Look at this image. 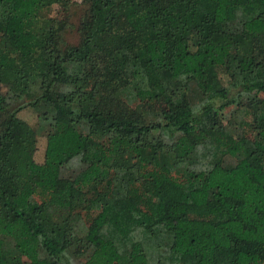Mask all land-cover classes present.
Instances as JSON below:
<instances>
[{"label": "trees", "instance_id": "16d2710c", "mask_svg": "<svg viewBox=\"0 0 264 264\" xmlns=\"http://www.w3.org/2000/svg\"><path fill=\"white\" fill-rule=\"evenodd\" d=\"M62 1L0 0V264H264V0Z\"/></svg>", "mask_w": 264, "mask_h": 264}, {"label": "rangeland", "instance_id": "374dc122", "mask_svg": "<svg viewBox=\"0 0 264 264\" xmlns=\"http://www.w3.org/2000/svg\"><path fill=\"white\" fill-rule=\"evenodd\" d=\"M62 1V0H61ZM87 9V5L83 4L81 0H63L62 2L54 3L50 8L41 13L47 17L55 20L66 21L67 26L62 30L63 42L66 45H74L78 40L77 26L80 16ZM129 105L135 106L136 102L131 99H125ZM175 98L163 96L159 102V108L166 110L175 102ZM223 121H231L240 130L244 129L245 123L248 121V115L233 107H227L223 111ZM19 116L27 123L24 128V138L28 144L34 147L33 159L35 162H40L43 157L44 135L42 129L37 126L35 115L29 108H24L19 111Z\"/></svg>", "mask_w": 264, "mask_h": 264}]
</instances>
